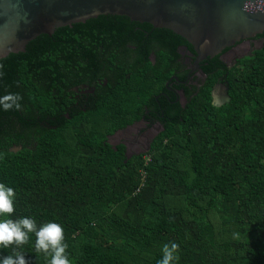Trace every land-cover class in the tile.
Masks as SVG:
<instances>
[{
	"label": "trees",
	"instance_id": "trees-1",
	"mask_svg": "<svg viewBox=\"0 0 264 264\" xmlns=\"http://www.w3.org/2000/svg\"><path fill=\"white\" fill-rule=\"evenodd\" d=\"M150 31L162 43L155 63L142 55L108 57V92L99 95L95 112L63 116L70 89L106 76L98 55L111 39L125 49L128 38L140 45ZM259 37L262 47L222 70L225 105L212 104L215 80L202 68L206 84L180 120L165 126L148 152L130 157L123 146L108 144L107 135L130 122L140 100L165 89L177 46L192 51L185 40L108 15L40 35L24 53L1 59L0 96L23 97L20 111L0 108V183L16 192L11 218L60 224L72 264H157L171 242L179 245L177 264H264V34ZM34 244L32 235L25 258L46 264ZM11 251L0 249V256Z\"/></svg>",
	"mask_w": 264,
	"mask_h": 264
},
{
	"label": "water",
	"instance_id": "water-1",
	"mask_svg": "<svg viewBox=\"0 0 264 264\" xmlns=\"http://www.w3.org/2000/svg\"><path fill=\"white\" fill-rule=\"evenodd\" d=\"M108 15L181 37L195 54L194 69L264 34V0H0V60L24 53L40 35Z\"/></svg>",
	"mask_w": 264,
	"mask_h": 264
},
{
	"label": "flooded vegetation",
	"instance_id": "flooded-vegetation-1",
	"mask_svg": "<svg viewBox=\"0 0 264 264\" xmlns=\"http://www.w3.org/2000/svg\"><path fill=\"white\" fill-rule=\"evenodd\" d=\"M139 30L142 31L143 29ZM259 36L240 42L228 48L221 55L216 56L217 61L223 68H214L216 64L212 58L200 62L198 69H194V52L189 51L183 45L177 46L178 59L174 62L171 74L164 84L165 89L150 96L148 100L146 98L140 100L139 105L133 109V112L131 110L130 122L114 134L107 135L108 144L123 146L126 156L148 152L152 144L163 135L165 126L170 122H176L177 119L180 120L182 110L187 107L188 102L198 90L206 84L208 76L215 80L210 92L212 104L217 107L225 105L229 101L228 86L222 70L232 68L239 59L246 57H241L245 52H249V55H251L253 50L262 47L263 39ZM120 43L121 40L117 44L115 40L112 41L111 39L109 49L101 50V54L98 55L101 74L106 76L81 83L68 91L70 92L68 97L70 101L65 112H63V116L67 118L72 113L90 115L95 112L99 104L97 102L99 101V95L108 92L104 88L107 81L111 79V69L109 68L111 65L108 57L116 56V59H114L116 61H127L136 55H142L143 59H146L147 56L152 63H155L159 45L162 44L157 35L151 31L147 33L146 39L140 45H133L128 38V41L123 44L125 49L116 48V46H122ZM258 43L260 45L256 47ZM202 68L209 73L208 76L203 73ZM108 119L111 120V115ZM20 149V146H14L12 151L17 152Z\"/></svg>",
	"mask_w": 264,
	"mask_h": 264
},
{
	"label": "clouds",
	"instance_id": "clouds-1",
	"mask_svg": "<svg viewBox=\"0 0 264 264\" xmlns=\"http://www.w3.org/2000/svg\"><path fill=\"white\" fill-rule=\"evenodd\" d=\"M3 75V64H0V78ZM22 99L18 93H7L0 96V108L4 111H20L23 108ZM4 157L5 154L0 153V161ZM15 201V190L0 183V249H12L10 254L0 256V264H29L22 249L29 243L32 235L35 236V252L45 257L46 264H72L63 227L55 222L38 226L36 220L31 217L11 218L15 213ZM178 253L177 243L164 244L162 259L158 260L157 264H177Z\"/></svg>",
	"mask_w": 264,
	"mask_h": 264
},
{
	"label": "rangeland",
	"instance_id": "rangeland-1",
	"mask_svg": "<svg viewBox=\"0 0 264 264\" xmlns=\"http://www.w3.org/2000/svg\"><path fill=\"white\" fill-rule=\"evenodd\" d=\"M259 45H260V43H258V44L256 45V47H259ZM249 54H250L249 52H245L244 55H241V57H243V56H247V55H249Z\"/></svg>",
	"mask_w": 264,
	"mask_h": 264
}]
</instances>
